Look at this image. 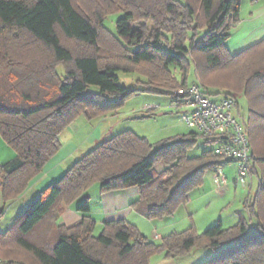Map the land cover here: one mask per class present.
Masks as SVG:
<instances>
[{"label": "trees", "instance_id": "1", "mask_svg": "<svg viewBox=\"0 0 264 264\" xmlns=\"http://www.w3.org/2000/svg\"><path fill=\"white\" fill-rule=\"evenodd\" d=\"M242 1L0 0V135L16 153L0 164V219L59 153L61 136L73 123L116 113L138 93L119 84L120 70L138 72L151 88L173 96L188 85L194 64L210 97L208 88L218 87L238 108L233 94L243 96L249 120L240 123L251 148L250 174L259 181L244 203L249 220L240 217L228 229L219 222L199 234L192 226L157 244L125 221L106 223L97 236L92 221L60 225L62 213L95 186L101 193L136 187L146 219L172 217L206 173L229 164L213 150L190 158L200 139L196 133L154 150L148 139L126 131L75 162L0 232L2 262L150 264L155 256L176 259L210 249L215 256L203 264H264V41L236 56L226 47L240 23ZM118 14L117 42L104 45L103 23ZM159 165L164 171L157 174ZM89 209L86 198L79 211Z\"/></svg>", "mask_w": 264, "mask_h": 264}, {"label": "crops", "instance_id": "2", "mask_svg": "<svg viewBox=\"0 0 264 264\" xmlns=\"http://www.w3.org/2000/svg\"><path fill=\"white\" fill-rule=\"evenodd\" d=\"M253 1L254 7H251L252 10L250 9L248 14L242 10L241 6L240 23L235 27L230 39L226 42L227 50L232 56H236L264 41V0ZM112 115L113 114H109L101 119H105L103 121H106L107 119L109 120V117ZM105 123L106 122H102L101 124L93 126L92 122L83 123L77 120L64 132H67L66 134H62L60 139L62 147L59 153L43 169L42 173L30 183L27 191L18 200L12 202L7 207H4V216L6 218L9 217L11 222L10 227L13 225L16 217L25 210L28 202L36 199L52 184L61 180L67 170L70 169L75 162L90 152L88 151L90 148L92 151L93 148L95 149L103 142L115 137V132L112 131L113 128L110 129L108 127L110 125ZM15 157L16 153L4 142L0 135V164L7 165L13 161ZM239 187L242 186L235 185V190L237 191ZM243 191L252 194V190L249 188H243ZM228 192L229 189L221 193L219 192L220 195H222L223 200L229 198L230 194H227ZM86 198L89 199L90 209L88 213H81L79 207ZM139 202L140 191L136 187H131L123 192L101 193L99 186H95L85 196L62 213L59 219V224L69 227L78 224L83 220L92 221L96 225L95 235L97 236L102 232L103 226L106 223L125 221L135 226L149 241L157 244L161 243L162 239L172 234L182 233L184 232L182 230L186 231L190 228L189 224L186 226L183 224L192 218L191 213L187 211L188 216L185 219L173 217V226H171V224H166L165 226L160 227L161 225L157 226L155 224H160L161 222H155L152 226V230H150L153 231V233H146V221L149 220L140 212V207L142 208V206ZM243 202L244 199L240 198L225 203L223 207L218 210L219 214L216 213L217 216L211 215L210 212L215 211L211 209L205 213L206 216H203L204 220L202 222L204 224L202 225L208 223L212 224L216 222V218L223 224V226L224 219L231 223H235V225L238 224L240 217H245L249 220L246 210L240 211L239 209H236L237 205L244 208ZM190 203H192V198H189L188 205ZM220 203L221 200L218 199V205H220ZM16 207H18L16 211L17 214L12 218V216H9L11 214L10 212ZM1 209H3V202L0 192V210ZM10 227H8V229ZM196 228L199 232V227L196 226ZM209 251L210 249L194 250L190 255L176 259H166L163 256H155L150 260V264H202V262H205L210 256H212Z\"/></svg>", "mask_w": 264, "mask_h": 264}, {"label": "rangeland", "instance_id": "3", "mask_svg": "<svg viewBox=\"0 0 264 264\" xmlns=\"http://www.w3.org/2000/svg\"><path fill=\"white\" fill-rule=\"evenodd\" d=\"M253 0H243L241 2L242 10L245 13H249L251 7L253 6ZM252 10V9H251ZM123 17V14L113 15L105 20L103 23V27L105 30L106 39L104 40V45L110 40L113 42H117V30H116V22L119 18ZM235 28H233L232 32ZM231 32V33H232ZM134 50V49H130ZM192 70L189 74L188 85L199 82V77L197 76L196 70L194 68V64H192ZM170 71L172 75L180 79V72L175 66L170 67ZM59 73L64 75L63 68H59ZM117 77L119 78V84L121 86H125L128 91H135L138 92L137 94L131 96L126 100L123 106L117 110L116 113H113L112 116L109 117V120L103 121L105 119L88 121L84 117H80L78 120L80 122L91 123L92 125L101 124L102 122H106L110 129L113 128L115 136L119 135L123 132L130 131L135 133L137 136L146 138L149 142L153 145L154 150L159 148V146L164 145L165 142L173 139L175 137L186 136L190 133H196L195 131H191L186 123H185V116L189 114L190 110L185 109H175L173 108V97L170 95V90H157L151 88L149 86V80L145 78L143 75H140L138 72H125L124 70H120L116 72ZM146 89H150L151 92L144 91ZM93 91H97L96 88L92 89ZM160 92H165L161 94ZM208 93L211 94V98L213 101H221L225 98L226 92L219 89L218 87H211L208 88ZM219 93L218 96H216ZM234 98L237 100L238 108L234 109L233 115L234 117L241 123L248 122L249 120V108L247 100L241 96L240 94H233ZM106 127V128H108ZM67 133V132H66ZM64 133V134H66ZM109 139V138H106ZM213 145H206L204 140L201 138L199 139L196 148L189 153L190 158L199 157L203 152H207L213 150ZM94 149V148H93ZM91 151V148L88 150ZM224 171L230 181V185L228 187L229 198L223 200L222 195L217 191L215 183H214V173L208 172L204 176L203 185L195 190L192 191L190 194V198H192V203L180 208L179 212L172 217L165 218L163 220H149L146 221L145 231L146 233H153L152 226L155 222H161L160 224H155L157 226L163 227L166 224H171L173 226V217L179 219H185L188 216V212L191 213L192 218L191 220H187V222L183 223L184 226L190 225L191 228L194 226L199 227L200 231L199 234L204 233L209 228L218 225L219 220L216 218V222L212 224H204L202 221L204 220L203 216H206L205 213L210 211L211 209L215 210L210 212L212 216H217L219 214V209L223 207L225 203H229L236 199H244V202L248 198V192H244L242 187H239L238 190H235V174L236 168L234 165H223ZM164 171L163 165H159L155 168V173H162ZM259 176H261V170H259ZM251 181L252 183L248 185V188L252 190V196L258 190L259 181L256 177H253L251 174ZM236 198V199H234ZM218 199L221 200L220 205H218ZM34 200L28 202L25 209H27ZM215 206V207H214ZM238 206V205H237ZM240 211H245L244 208L237 207ZM187 207V208H185ZM216 208V209H214ZM18 207L14 208L11 211L9 216L12 218L17 214ZM188 211V212H187ZM209 215V214H208ZM249 216V215H248ZM248 218V217H247ZM215 221V220H214ZM224 221V228L228 229L233 227L235 223H231L229 221ZM254 223V222H253ZM10 219L9 217L6 218L5 216L0 219V231H5L10 227ZM173 229V228H172ZM181 229V228H180ZM185 229V228H184ZM197 229V228H196ZM185 231V230H182ZM100 235V234H98ZM210 256L205 262L214 258L215 253L214 251L210 250ZM205 262H202L205 263Z\"/></svg>", "mask_w": 264, "mask_h": 264}, {"label": "built area", "instance_id": "4", "mask_svg": "<svg viewBox=\"0 0 264 264\" xmlns=\"http://www.w3.org/2000/svg\"><path fill=\"white\" fill-rule=\"evenodd\" d=\"M173 108L190 110L185 123L191 131L211 142L214 156L222 164L229 163L236 168L235 184L248 188L250 176L251 148L244 126L234 117L235 100L223 98L213 101L199 82H194L173 93ZM214 183L218 192L228 189L230 181L220 166L214 173ZM0 264H6L0 260Z\"/></svg>", "mask_w": 264, "mask_h": 264}]
</instances>
